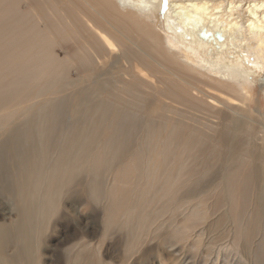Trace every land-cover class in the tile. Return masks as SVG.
I'll return each mask as SVG.
<instances>
[{"label":"bare ground","instance_id":"bare-ground-1","mask_svg":"<svg viewBox=\"0 0 264 264\" xmlns=\"http://www.w3.org/2000/svg\"><path fill=\"white\" fill-rule=\"evenodd\" d=\"M254 81L264 87V0H0V198L13 205L0 263L36 264L48 216L86 177L108 209L162 200L156 217L170 207L168 224L186 215L196 237L232 229L246 264H264ZM221 245L205 244L202 264Z\"/></svg>","mask_w":264,"mask_h":264},{"label":"rangeland","instance_id":"rangeland-1","mask_svg":"<svg viewBox=\"0 0 264 264\" xmlns=\"http://www.w3.org/2000/svg\"><path fill=\"white\" fill-rule=\"evenodd\" d=\"M77 77L71 75L73 79ZM259 85V81L251 84L250 103L253 110L264 113V87L260 88ZM83 178L82 182L85 183L87 179ZM141 182H145V179ZM83 183L74 181L71 189L61 195L58 208L48 216L42 230V239L38 242L39 256L36 264H202L204 245L208 243H222L219 254H214L209 264H246L245 258L238 251V245L230 238L233 234L231 228V231H228L227 227L224 229V226L214 224L209 237L206 236L207 231L201 233V237H196L200 231L196 224L192 228L182 224L186 215L179 216L174 226L167 222L170 207L162 218L156 217V209L162 200L159 203H147L150 206L143 211L135 208L127 211L111 206L108 209L104 202L93 201L84 193ZM118 184L121 186L122 182ZM135 187L140 188L139 185H133V191ZM129 194L136 196L137 192ZM131 201L137 202L134 199ZM211 202V198L206 200L209 209L212 207ZM11 209L12 202L0 198V222H8L12 218ZM141 211L147 216L142 224L140 218L144 214H141ZM133 213L136 214L133 226L125 225L124 214ZM212 213L210 211L207 217L210 221L215 218L212 219ZM215 214L213 216H216ZM226 220L229 219L226 217ZM177 226L178 230L184 231L183 234L189 233L187 237L186 234L174 235L173 230ZM130 228L132 230H129ZM129 232L132 234L129 235ZM219 233L223 234L224 238L218 241ZM160 234L164 236L159 237Z\"/></svg>","mask_w":264,"mask_h":264},{"label":"water","instance_id":"water-1","mask_svg":"<svg viewBox=\"0 0 264 264\" xmlns=\"http://www.w3.org/2000/svg\"><path fill=\"white\" fill-rule=\"evenodd\" d=\"M199 37L203 38V39H207V38H213V36H215L216 39L221 40L222 39V34L220 32H216L214 35L210 34L208 31H206L205 29H201V31L198 33Z\"/></svg>","mask_w":264,"mask_h":264}]
</instances>
